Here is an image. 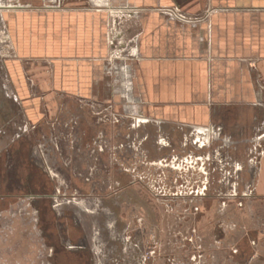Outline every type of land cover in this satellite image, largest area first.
I'll use <instances>...</instances> for the list:
<instances>
[{
    "label": "rangeland",
    "instance_id": "rangeland-1",
    "mask_svg": "<svg viewBox=\"0 0 264 264\" xmlns=\"http://www.w3.org/2000/svg\"><path fill=\"white\" fill-rule=\"evenodd\" d=\"M107 2L0 0V264H264V108L212 127L142 116L112 25L103 61L115 96L72 95L50 60L21 59L22 11ZM16 60L35 120L5 70ZM209 205L211 218L199 212Z\"/></svg>",
    "mask_w": 264,
    "mask_h": 264
},
{
    "label": "crops",
    "instance_id": "crops-1",
    "mask_svg": "<svg viewBox=\"0 0 264 264\" xmlns=\"http://www.w3.org/2000/svg\"><path fill=\"white\" fill-rule=\"evenodd\" d=\"M106 4V9L22 11L14 28L21 59L50 60L55 85L72 95L115 96L119 83L106 74L103 61L112 25L131 52L125 68L142 116L193 127H212L233 114L260 117L255 113L264 108V0ZM4 64L25 117L35 120L39 103L30 98L21 61Z\"/></svg>",
    "mask_w": 264,
    "mask_h": 264
},
{
    "label": "flooded vegetation",
    "instance_id": "flooded-vegetation-1",
    "mask_svg": "<svg viewBox=\"0 0 264 264\" xmlns=\"http://www.w3.org/2000/svg\"><path fill=\"white\" fill-rule=\"evenodd\" d=\"M209 207H210V205L209 206H203L202 208H200L199 209L200 214L201 215L207 214L206 217L211 218V215H209V214H212L210 211L212 206L210 208Z\"/></svg>",
    "mask_w": 264,
    "mask_h": 264
},
{
    "label": "bare ground",
    "instance_id": "bare-ground-1",
    "mask_svg": "<svg viewBox=\"0 0 264 264\" xmlns=\"http://www.w3.org/2000/svg\"><path fill=\"white\" fill-rule=\"evenodd\" d=\"M31 3H28V4H26V5H18V4H14L12 7H7V8H20V9H25V8H29V7H31ZM49 6V8H54L55 6H53V4L52 3H50V4H48ZM5 9V8H4Z\"/></svg>",
    "mask_w": 264,
    "mask_h": 264
},
{
    "label": "built area",
    "instance_id": "built-area-1",
    "mask_svg": "<svg viewBox=\"0 0 264 264\" xmlns=\"http://www.w3.org/2000/svg\"><path fill=\"white\" fill-rule=\"evenodd\" d=\"M167 12L176 13L175 9H173V8H167Z\"/></svg>",
    "mask_w": 264,
    "mask_h": 264
}]
</instances>
